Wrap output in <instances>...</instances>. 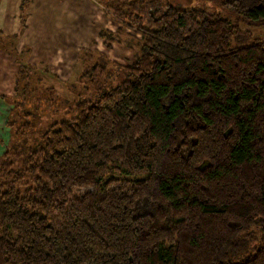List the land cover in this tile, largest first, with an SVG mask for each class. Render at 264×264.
<instances>
[{"label":"trees","instance_id":"1","mask_svg":"<svg viewBox=\"0 0 264 264\" xmlns=\"http://www.w3.org/2000/svg\"><path fill=\"white\" fill-rule=\"evenodd\" d=\"M100 3L131 53H90L71 117L0 93V264H264V0Z\"/></svg>","mask_w":264,"mask_h":264},{"label":"rangeland","instance_id":"2","mask_svg":"<svg viewBox=\"0 0 264 264\" xmlns=\"http://www.w3.org/2000/svg\"><path fill=\"white\" fill-rule=\"evenodd\" d=\"M22 2L25 4L18 6L12 15L15 22L10 33L0 25V93L4 94L5 100H10L15 93L33 99L38 93L49 94L51 91L56 96V106L44 112L47 114L39 121L40 125L44 120L67 119L72 115L70 108L74 95L82 99L91 96L86 91L75 94L72 85L80 79L79 73L89 61L90 53L100 51L111 61L123 63L131 51L118 38L109 43L110 47L105 46V38L99 36L100 29L114 31L118 24L105 14L100 0H20L19 3ZM49 6L55 7L54 10L47 11ZM240 28L252 31L254 38H264L261 27L250 29L241 25ZM21 66L25 69L31 66L34 74L27 87H23L25 82L19 83L16 91L15 75ZM38 76L41 79L36 82ZM50 104L45 108H51L53 105ZM9 108L10 105L0 99V141H3L0 153L9 138L6 124ZM110 178L135 180L140 177L111 168L100 183Z\"/></svg>","mask_w":264,"mask_h":264},{"label":"crops","instance_id":"3","mask_svg":"<svg viewBox=\"0 0 264 264\" xmlns=\"http://www.w3.org/2000/svg\"><path fill=\"white\" fill-rule=\"evenodd\" d=\"M19 2H20V0H17V1H15V0H0V25H2L5 28V31H7L6 29H8V32H9V31H11V29L14 28L13 24H14L15 20H13L12 15L15 14V12H16L15 9L18 6H20L19 4H21V3H19ZM54 8L55 7L51 8L49 6L47 8V11H53ZM10 20H11V22H10Z\"/></svg>","mask_w":264,"mask_h":264}]
</instances>
